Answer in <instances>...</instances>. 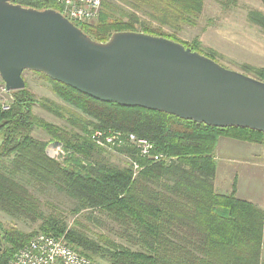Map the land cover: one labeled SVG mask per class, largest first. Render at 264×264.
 <instances>
[{"label": "trees", "instance_id": "1", "mask_svg": "<svg viewBox=\"0 0 264 264\" xmlns=\"http://www.w3.org/2000/svg\"><path fill=\"white\" fill-rule=\"evenodd\" d=\"M264 5V0H258ZM24 8L52 9L54 0H17ZM205 0H100L89 21H70L95 42L115 32H141L181 43L215 62L197 39L177 35L196 27ZM231 2L227 1V7ZM246 20L264 32V12L248 10ZM46 82L62 104L37 100L25 74ZM244 73L264 81L263 67ZM24 89L10 92L0 109V213L30 228L0 229V264L38 234L63 240L95 264H264V212L238 197L236 180L229 194L216 192L217 146L220 138L264 145V133L244 128H217L147 110L106 103L55 82L40 73L23 72ZM34 106L62 120V128L34 114ZM49 139L42 141L34 131ZM94 131L120 132L147 141L150 157L135 146L101 148ZM50 143L63 151L47 154ZM110 153L123 156L113 165ZM139 166L135 173L132 163ZM64 197L66 209L51 199ZM71 224L69 225V222Z\"/></svg>", "mask_w": 264, "mask_h": 264}, {"label": "water", "instance_id": "2", "mask_svg": "<svg viewBox=\"0 0 264 264\" xmlns=\"http://www.w3.org/2000/svg\"><path fill=\"white\" fill-rule=\"evenodd\" d=\"M16 1L0 0V79L7 91L24 89L22 73L34 72L101 102L264 133V81L164 37L123 31L95 42L58 11Z\"/></svg>", "mask_w": 264, "mask_h": 264}, {"label": "rangeland", "instance_id": "3", "mask_svg": "<svg viewBox=\"0 0 264 264\" xmlns=\"http://www.w3.org/2000/svg\"><path fill=\"white\" fill-rule=\"evenodd\" d=\"M227 1L231 2L228 7L225 5ZM248 10L264 12V5L258 0H205L202 17L197 26L186 28L177 37L186 43L197 39L204 50H210L217 54L218 64L226 69L245 74V66L257 68L264 66V32L247 22ZM25 80L37 100L45 98L62 104L50 91L46 82L39 80L31 73L25 74ZM1 85L3 82L0 79V88ZM1 97L9 104V97L3 94L0 89ZM33 112L46 122L62 128L66 127L62 120L55 119L39 106H34ZM33 136L42 141L49 139L38 130L34 131ZM219 140L215 152L216 192L229 194L232 191L233 181L236 180L238 197L258 205L264 212V145H248L226 138ZM47 154L49 157L58 159L63 155V151L58 145L50 143ZM108 158L113 165L120 168L127 164L123 156L116 153H110ZM250 160L252 162H249ZM51 199L55 200L56 204L63 209L69 206L62 196L58 197L52 194ZM0 222L4 229L14 225L22 231L30 232V228H26L25 224L19 221L14 222L2 213H0ZM261 250L264 258V238Z\"/></svg>", "mask_w": 264, "mask_h": 264}, {"label": "built area", "instance_id": "4", "mask_svg": "<svg viewBox=\"0 0 264 264\" xmlns=\"http://www.w3.org/2000/svg\"><path fill=\"white\" fill-rule=\"evenodd\" d=\"M62 8L61 15L69 21H89L97 12L100 0H54ZM3 94L11 100L10 92L4 84L1 85ZM7 104L0 98V109L7 110ZM92 142L101 148L121 147L129 144L135 146L140 155L148 157L149 160L158 161L161 155L149 156L152 146L143 139H137L133 135L123 136L120 132L94 131L91 134ZM58 145V144H53ZM61 149V147L58 145ZM62 153V152H61ZM55 154V153H54ZM132 169L136 173L138 164L132 163ZM5 264H95L84 256L75 252L63 238L50 235L38 234L34 236L25 246L16 251L13 257Z\"/></svg>", "mask_w": 264, "mask_h": 264}, {"label": "crops", "instance_id": "5", "mask_svg": "<svg viewBox=\"0 0 264 264\" xmlns=\"http://www.w3.org/2000/svg\"><path fill=\"white\" fill-rule=\"evenodd\" d=\"M242 145H245V144H242ZM249 145V144H248ZM249 162H252L251 160Z\"/></svg>", "mask_w": 264, "mask_h": 264}]
</instances>
